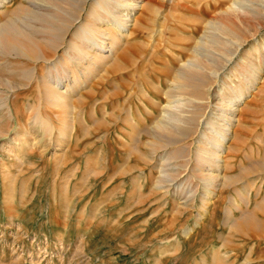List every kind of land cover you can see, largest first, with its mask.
Segmentation results:
<instances>
[{"label":"rangeland","instance_id":"374dc122","mask_svg":"<svg viewBox=\"0 0 264 264\" xmlns=\"http://www.w3.org/2000/svg\"><path fill=\"white\" fill-rule=\"evenodd\" d=\"M2 1L0 31L9 45L0 48V106L9 102L13 112L8 117L0 107V264H264V56L255 60L259 76L238 102L232 135L214 173L215 186L203 188L193 171L195 150L203 146L197 143L202 124L196 134L177 144L165 149L153 146L187 129L195 104L186 103L181 125L176 130L168 127L159 135L162 139L144 132L169 109L167 103L181 94L187 99L195 90L177 87L192 55L187 51L189 37L204 32L205 22L217 16L228 0H209V7L200 9L202 19L192 13L194 0H176L172 14L170 0H142L107 66L92 60L94 48L75 69L78 81L65 79L72 105L68 116L77 130L62 147L57 144L65 130L49 140L31 123L34 111L42 108L49 124H61L44 106L39 75L42 72L52 84L56 77L46 75L42 62L34 63V58L35 46L46 47L50 40L49 20L61 16L52 3L67 11L74 3ZM159 6L156 16L153 9ZM22 18H26V36L15 37L9 25L19 29ZM240 19L255 32V23L264 22V9L258 16ZM152 24L162 27L156 42L150 38ZM73 31H68L55 56L47 50L55 63L64 55ZM246 35L249 40L241 55L251 60L256 58L254 49L264 43V26L253 37ZM18 46L27 55L12 52ZM86 64L93 72L89 76ZM34 67L40 74L26 79L25 72ZM229 70L209 78L208 100L198 107L204 118L213 114L216 121L221 91L228 95L232 87L237 88L238 70ZM197 74L204 73L197 70ZM154 86L171 91L172 99L158 94ZM129 116L139 119L134 130H128ZM181 145L186 146L185 152L178 151ZM213 163L205 168L206 176ZM245 189L251 191L247 207L241 204ZM230 201L242 206L246 216L233 210L225 222Z\"/></svg>","mask_w":264,"mask_h":264},{"label":"bare ground","instance_id":"6f19581e","mask_svg":"<svg viewBox=\"0 0 264 264\" xmlns=\"http://www.w3.org/2000/svg\"><path fill=\"white\" fill-rule=\"evenodd\" d=\"M208 1L209 0H194L195 4L194 7H192V13L198 15L201 18L202 16L200 9H202V7L207 8V4L209 3ZM71 2H73L74 5H72L71 9H69L68 11L64 10V8H61L60 5V7H57L54 3L51 2L52 7L54 6L53 8L56 7L59 9V11L61 12V16L60 18L51 17L49 23L45 21L46 24H50L49 32L48 34H46L50 36V40L45 43L46 47L33 45L35 46L36 50L34 63L42 62V65L40 67L41 70L44 69L46 75H55L56 79L54 83H50V80L47 81V77L43 76L44 74H42V72L41 74L37 72L36 67L25 72L26 79L28 80H32L34 73L40 74V83L42 84L41 89L43 92L42 101L44 102V106L46 109H49L52 117L56 118V120L61 124L59 127H55L49 124L48 119L43 116V112L41 110L42 108L36 109L34 111V117H32L31 123L35 128H40L41 132H43L41 134H44V136L49 140H51L52 134L53 136H56L62 132V129L65 130V133L63 132V134L61 135V139L58 140L57 146L59 147H62L64 144H66V142L72 140L71 138L73 136V133L77 130L76 122L70 120L68 116V114L71 113L69 111L72 110V108L70 109L72 105L70 104L69 97L67 96V92H69V90L66 87L67 81L65 79H70L72 82L78 79V74L75 73L76 67H78L80 61L84 63L86 59H89V57L91 56L90 51L92 49L95 50L94 48H96V51L95 53L92 52V60L94 61V59H97V63L100 65V67L103 65V63L105 65L108 64V60L112 57L111 53L116 50V47L119 46L121 42H123V32L128 28V23L131 20L132 12H134L137 7L141 8L142 6L139 3L143 1L71 0ZM262 2L263 3H257V1L254 2L253 0H228L226 7L223 10L219 11V13H217V16L205 22L204 32L201 33L200 31V35L195 38L189 37L190 46L187 51L192 55L190 60L186 62L183 72H180L179 79L181 80V82L179 83V85H176L178 89L192 87L195 88V90L193 89V93H191V95H189L187 99L184 94H179L180 96L178 97V100L173 102H171V100L169 103H167L166 107H168L169 109H166V111L164 110L165 113L159 116L158 120L154 122V125L150 129H144V132H146V134H152L153 136H157L158 138L160 137L159 135L164 134L163 132L166 131L168 127L174 128L176 130L177 125L181 123V115L183 113L181 110L186 107V103L195 104L197 106V110L195 111L193 116L191 115V117H188L186 120L189 127H185L187 129L182 128L177 132H173L170 137H166L167 139L164 141L163 145L153 144V146H156V149H165L170 145L177 144L188 136L196 134V127L202 124L203 129L198 134L199 140L197 143L203 146H198L195 150L193 171L195 178L199 180L203 188L208 186H215L214 184L216 181V175H214V173L220 168V152H222V150L224 149V144L228 140L229 136L232 135V123L234 122L233 117L234 113L237 111L238 102L245 95V91L248 89L249 85L253 84L254 81L257 80L260 73V69L255 64V60L260 59V57L264 56V43L260 44L258 48L254 49L256 58L250 57L254 58L251 60L241 55V50L245 42L249 40L246 34L248 33L249 36L253 37L255 35V32L257 30H260V28L264 26V22H256L254 27L255 32H251V28L244 26V24L242 23L243 21L240 18L242 15L258 16L260 14V11L264 9V0ZM2 3L3 1L0 0V6L2 5ZM170 4L171 6H169V11L172 14L176 11L174 5L176 6L178 3L176 2V0H170ZM33 5L36 4L33 3ZM159 9L160 6L153 9L154 15H160ZM30 14H32L33 17H36L38 15L36 12H30ZM189 15H191V13ZM84 16L85 19H82V17ZM26 18H22L23 20L21 19L22 22L20 23L21 26L19 29L13 27L14 25L12 27L11 25H9L10 28H12V32L14 34L13 36L25 38ZM54 21H59L60 25H54ZM201 23L204 22L201 21ZM250 26L252 27V24ZM71 28L74 29L72 40L68 41L67 49L63 53L64 55L62 57L60 56L61 59L59 58V60L55 63L54 57L48 56L47 50L50 49L55 56L57 54L59 46L63 44L68 36V31ZM168 29L171 30L170 27H168ZM149 32L152 33L150 38H152L156 42L162 35V27L156 26L155 28V25H153ZM155 37L157 39H154ZM8 45L9 44L7 42V39L3 36V34H1L0 31V48H7ZM216 51H218V53ZM12 52L22 54L23 56L27 55V50L22 46L14 48ZM223 64L225 65L223 66ZM100 67H98L97 69H100ZM229 68V72L231 70H238L239 79L237 88L232 89V87L228 95L225 94V89L221 91V94L223 95L222 97H220L222 108L218 109V114H215L217 115L216 121L212 118L214 117L213 114H209L204 118V115L199 113L200 110L198 107H202L203 103L208 100L210 90L208 91L207 86L210 83L209 78L213 75L219 76V72L221 70L223 71L222 73H224ZM84 69L88 71V76L93 73L89 71V64H86ZM197 70H201L204 74H197ZM86 83L87 81H84L85 85ZM203 88H206L207 90H204ZM172 89H174V87ZM144 90L145 89L142 87V85H139V92L141 95L145 94ZM155 91L158 94L165 96L167 100L172 99L171 91H160L159 88H157ZM149 101L152 103V99L149 98ZM0 107L7 112L8 117L12 116L13 111L9 102H5ZM146 109L145 111L147 112ZM202 117L204 118L203 121L201 120ZM129 118H127L126 120V124L127 126H129L128 130H134V128L136 129V127H138L137 125H139L140 123L139 119L136 118V120H134L133 118ZM28 120H31V118H27L26 121ZM44 127L45 130H43ZM140 133L141 131H138V134L135 133V135H138L139 137ZM175 135L178 137L175 138ZM204 140L206 142H204L203 144ZM185 149L186 146L184 145L178 147V151L180 152L184 151ZM211 160H214V163L212 165L215 167L211 171V174L209 176H206V174H204V171L205 168L208 167L209 164H211ZM211 183H213V185H210ZM245 191L246 195H242L243 199L241 200V204L247 207L249 205L251 191L250 189H245ZM241 207L242 206H238V204L236 205L235 202L230 201L229 206L225 209V222L230 219L233 210H240L242 216H246L244 210L240 209ZM218 255H216V257ZM216 257L215 260H217L218 258Z\"/></svg>","mask_w":264,"mask_h":264}]
</instances>
